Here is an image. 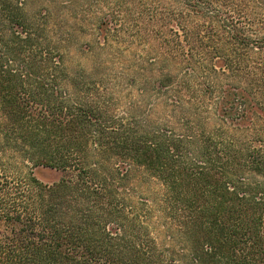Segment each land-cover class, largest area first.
Returning <instances> with one entry per match:
<instances>
[{
    "label": "trees",
    "instance_id": "16d2710c",
    "mask_svg": "<svg viewBox=\"0 0 264 264\" xmlns=\"http://www.w3.org/2000/svg\"><path fill=\"white\" fill-rule=\"evenodd\" d=\"M133 6L143 55L106 67L103 20L86 70L0 0V264H264V0Z\"/></svg>",
    "mask_w": 264,
    "mask_h": 264
},
{
    "label": "rangeland",
    "instance_id": "374dc122",
    "mask_svg": "<svg viewBox=\"0 0 264 264\" xmlns=\"http://www.w3.org/2000/svg\"><path fill=\"white\" fill-rule=\"evenodd\" d=\"M125 0H25V9L30 15L44 12L48 13L56 28L62 35H69L70 41L66 47L67 62L70 67H81L89 70L94 62L89 57V53L84 49L85 46L93 48L98 39L101 40V33L98 30L99 22L109 20L114 25V31L109 35L111 46L106 49L111 55V59L104 61L106 67L122 71L128 66L133 67L134 60L140 58L143 53V44L136 43L130 29L132 15H127L126 9L134 10V2L129 0L128 5ZM133 6V7H132ZM89 49V50H91ZM103 59V56L100 57ZM33 173L37 179L44 183L58 181L61 177L60 172L45 168H36ZM134 182L140 192L145 195L153 191H159L160 185L155 180H148L141 176L134 175Z\"/></svg>",
    "mask_w": 264,
    "mask_h": 264
}]
</instances>
